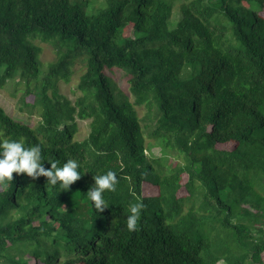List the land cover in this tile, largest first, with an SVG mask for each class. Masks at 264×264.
<instances>
[{
  "label": "trees",
  "instance_id": "obj_1",
  "mask_svg": "<svg viewBox=\"0 0 264 264\" xmlns=\"http://www.w3.org/2000/svg\"><path fill=\"white\" fill-rule=\"evenodd\" d=\"M177 1L0 0V88L18 78L42 109L32 127L0 105V141L39 145L45 168L76 160L81 174L68 190L13 174L0 189V264H264V0H184L173 19ZM36 39L55 50L46 68ZM78 61L73 101L59 82ZM141 105L162 154L182 163L145 154ZM77 118L91 119L80 141ZM109 170L119 183L99 213L87 191Z\"/></svg>",
  "mask_w": 264,
  "mask_h": 264
},
{
  "label": "rangeland",
  "instance_id": "obj_2",
  "mask_svg": "<svg viewBox=\"0 0 264 264\" xmlns=\"http://www.w3.org/2000/svg\"><path fill=\"white\" fill-rule=\"evenodd\" d=\"M95 5H101L104 3V0H93ZM184 2V0H178L175 3L174 8V16L173 19H177L180 16V6ZM264 15V11L262 12ZM35 43L41 46V61L43 63V67L46 68V65L53 61L56 58L55 50L50 43L42 42L39 39L35 40ZM85 70V64L82 61H78L73 66V74L71 79L68 82L60 81L59 82V89L60 92L65 95L70 100H75L81 92L78 90L77 85L80 80V76ZM107 74L113 80L116 93L125 94L129 101H134V96L130 91V84H129V76L127 73L120 69V68H113L111 70H107ZM24 84L20 82L18 78L9 81L3 88H0V105L6 110V112L11 115L15 120L21 121L26 123L32 127H37L42 119L41 112L42 109L39 105H33L34 97L29 95L24 99ZM24 99V100H23ZM27 102V103H25ZM136 110L138 116L142 119V126H143V137L144 143L147 147L145 149V154L153 157V158H160L162 163L165 165V169L172 167L176 163H182V159L180 157H174L172 155H163L161 151L160 145L157 143L156 140L150 137L148 131L154 124V119L151 115L148 114V110L144 105L136 106ZM90 122L91 119H80L77 118V126L78 130L75 134L76 140H83L90 132ZM223 147L232 148V145H224ZM187 177L184 174L182 178V182L185 183ZM158 193V188L151 184H144L143 185V194L145 196H151ZM179 195L186 194V189L182 188ZM13 213V212H12ZM16 215L15 213H13ZM17 255L16 257H20V252H15ZM23 258L29 262H33V260L26 254L23 255ZM261 259L264 263V251L261 254ZM4 264V263H3ZM218 264H224L223 262H219Z\"/></svg>",
  "mask_w": 264,
  "mask_h": 264
},
{
  "label": "clouds",
  "instance_id": "obj_3",
  "mask_svg": "<svg viewBox=\"0 0 264 264\" xmlns=\"http://www.w3.org/2000/svg\"><path fill=\"white\" fill-rule=\"evenodd\" d=\"M44 158L39 145L25 147L22 141L4 139L0 141V189L6 188L14 176L13 174H24L32 179L45 177L50 186L58 183L63 190H68L70 186L81 178L78 171L80 165L76 160L69 159L62 166L56 162H51L50 168L43 166ZM94 185L87 191L89 199L93 202L95 209L103 212L108 204L104 199L105 191H115L119 183L114 171L109 170L105 174L93 177ZM145 206L141 202L130 205V215L127 218V228L129 231H136L141 211Z\"/></svg>",
  "mask_w": 264,
  "mask_h": 264
}]
</instances>
